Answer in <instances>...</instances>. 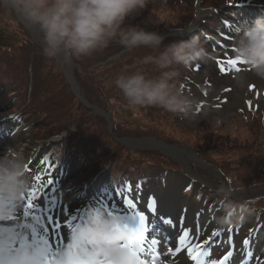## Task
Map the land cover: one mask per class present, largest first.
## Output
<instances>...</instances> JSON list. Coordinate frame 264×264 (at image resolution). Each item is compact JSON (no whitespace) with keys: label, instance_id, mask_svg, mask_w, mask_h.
I'll use <instances>...</instances> for the list:
<instances>
[{"label":"rangeland","instance_id":"obj_1","mask_svg":"<svg viewBox=\"0 0 264 264\" xmlns=\"http://www.w3.org/2000/svg\"><path fill=\"white\" fill-rule=\"evenodd\" d=\"M200 1L197 0L200 10L206 9L204 1ZM210 1L216 0H209L208 4ZM234 1L242 2L241 7L247 8L240 9L232 0L217 1L216 7L221 8L217 11L219 14L235 11L234 23L220 37H212L218 44L207 42L209 57L206 60L194 63L195 70L191 66L185 68L186 78L192 84V97L189 100L194 105H190L186 112L174 111L178 113L159 106L152 110H145V107L134 110L128 107L115 86L117 76L131 70L139 59L153 54L152 49L121 50L123 47L113 42L109 47L97 51L99 53L71 59L70 69L55 56L48 59L35 54L29 59L25 56L26 51L34 47L44 51L42 33L37 26L28 28L14 11L0 4L4 10L8 9L6 13L0 12V32L4 31L9 41L0 42V117L3 122L0 123V156L12 150L23 158L27 166L24 178L28 187L24 191V204H27L28 195H34V204L40 202L41 208L29 211L34 212L45 227H48L49 216L53 218L51 225L54 228L62 218L60 208L51 201H60L64 196L72 202L79 198L82 189L84 191V177L91 173V168L107 170L113 176L144 175L149 181L146 190H132L131 197L137 205L136 210L143 212L146 218L149 216L146 205L150 198L155 201L176 194L179 202L173 212H182L181 222L190 228L188 230L197 233L191 236L188 231V240L198 243L208 240L205 248L209 257H206V261L209 258L219 261L232 252L226 264H238L231 260L237 255L244 258L245 253L250 264H264V221H259V212H256L258 207L264 206V137L255 142L254 133L247 134L251 126L234 129L230 125L231 120L242 113V109L249 107L246 101L252 102L251 107L264 105V79L258 78L245 65H236L241 69L236 72L226 63L236 58L232 49L237 26L251 25L256 19L248 14V10L252 9L249 7L251 0ZM174 2L153 0L140 15L126 23L164 35L176 19ZM197 4L190 0L178 4L182 11H190L192 5V13L186 24L177 29L185 30L197 13L199 18L190 27V30H197L196 25L203 14L197 12ZM215 23L216 19L211 17L209 24ZM173 40L176 38L170 37L164 40V44ZM24 42H27L26 45H22ZM117 51L123 54L120 59L115 56ZM31 60L35 68H29ZM217 61L220 63L217 64ZM142 67L149 76L158 74L151 66ZM220 67L226 71L221 73ZM238 76L246 77L242 87L237 84ZM177 79L173 81L174 84ZM17 113L22 115L27 128L21 122H11ZM218 124L221 126L217 127ZM238 132L242 136L235 141L231 134L236 138L234 133ZM68 138L72 139L66 140ZM73 143L75 148L72 147ZM50 145L60 150L57 154H67L65 157L76 162L79 170L71 165L72 170L68 172L60 173L57 170L54 174V169H51V173L44 171L46 179L60 177L57 187L54 188L53 183L41 189L40 185L46 184L47 180L39 177L34 182L33 192L30 183L37 172V162L33 160L35 153H42V163L46 158L43 152ZM256 178L258 183L251 185V179ZM45 192L47 197L44 196ZM198 193L246 206L222 218V209L217 208L219 210L213 213V204L203 206L194 199V194ZM103 201L111 206L108 200ZM121 201L122 197L113 203L123 210ZM19 212L20 207L17 206L11 215L13 219H0V229L10 231L16 239L14 247H18L20 235H30L31 227L40 226L36 216L30 215L28 218L32 221L28 220V228H21L23 222ZM167 212L170 211L164 210V213ZM170 213L167 214L170 216ZM89 219L82 220L83 226ZM224 219H227L226 223ZM233 225L235 228L231 229ZM56 231L63 236V248L66 250L67 244L71 243L72 231L61 228ZM180 231L178 235L183 234ZM213 232L217 235L212 236ZM150 239L158 241L159 254L153 250L159 256L157 264H194L187 257L186 249L182 248L176 257L168 253L169 248L175 250V247H180L179 243L176 245V240L175 243L160 246V239ZM245 239L249 240L248 246L243 245ZM178 256L179 261L171 263Z\"/></svg>","mask_w":264,"mask_h":264},{"label":"clouds","instance_id":"obj_2","mask_svg":"<svg viewBox=\"0 0 264 264\" xmlns=\"http://www.w3.org/2000/svg\"><path fill=\"white\" fill-rule=\"evenodd\" d=\"M150 0H0L31 26H37L43 35L44 53L50 57L62 53L65 60L79 59L118 42L132 50L146 47L153 54L139 59L131 68L118 75L115 86L128 107L139 110L146 106H159L169 111L186 112L193 103L182 96L173 81L179 75L176 66L188 68L206 60L209 53L198 37L173 40L164 44V36L140 25L126 23L140 15ZM234 55L245 61V66L260 79H264V15L251 25L235 29ZM142 66H151L158 73L149 76ZM245 76L237 77L241 87ZM23 158L9 150L0 156V219L11 216L26 189ZM114 221L97 222L89 219L80 233L90 244L99 234L109 233ZM13 234L0 229V264H39L44 250L24 248L16 253L7 251ZM56 264H74L67 251H62Z\"/></svg>","mask_w":264,"mask_h":264},{"label":"snow or ice","instance_id":"obj_3","mask_svg":"<svg viewBox=\"0 0 264 264\" xmlns=\"http://www.w3.org/2000/svg\"><path fill=\"white\" fill-rule=\"evenodd\" d=\"M234 52L235 50L232 49ZM220 61H217L219 64ZM228 65L239 72L241 69L236 65H245V61L240 58L228 60ZM220 72L224 73L226 69L220 67ZM251 90V89H250ZM251 108V101H246ZM24 170L27 171L25 165ZM39 180V177L36 178ZM53 180L48 179L46 184H41L40 188L43 189L48 185H53ZM140 189V185H137V192ZM104 195H111L109 190L106 188ZM117 197H122L121 205L124 211H119L116 205H108L103 200L98 201L99 207L94 206V213L91 219L97 222L111 220L114 221V226L109 229V233H115V241L108 238V233L99 234L94 244L87 242L82 234L80 233L79 227L72 228L71 243L67 244V253L73 259L74 264H157L159 256L153 252V247L158 243L156 239L150 241L146 238L145 233L148 231L146 226V216L143 212L136 210V203L131 197V189L124 185L121 186L120 190L115 194ZM47 197V193H44ZM25 199V195L21 196V201ZM154 200L149 199L146 207L149 211L154 209ZM24 209L22 213L23 223L20 225L21 228H28V217L34 213H30V209L41 208V203L36 202L34 204V195L27 196V204L17 205ZM16 206V207H17ZM9 220L13 219L12 216L8 217ZM49 224L53 223V218L49 216L47 218ZM168 222V221H164ZM39 224V220L37 221ZM65 223H69L68 218H65ZM88 223V221H86ZM56 227L59 228V222H56ZM51 232V234H49ZM217 233L213 232L212 236H216ZM189 232L183 231V234L179 237L180 247L168 249V253L175 255L181 252V249H186L187 257L194 262V264H226L229 258L232 256V252H228L219 261H206V257H209V252L205 248L208 240L203 243H198L188 240ZM19 245L14 247L16 239L12 238L11 244L7 251L9 253H16L24 248H31L33 251H39L41 247L44 250V254L39 260V264H56V259L62 251H65L63 245L65 243L62 235H59L56 229L50 230L43 226L31 227L30 235H20L18 237ZM211 239V237L209 238ZM244 246L249 245V240L243 241Z\"/></svg>","mask_w":264,"mask_h":264},{"label":"trees","instance_id":"obj_4","mask_svg":"<svg viewBox=\"0 0 264 264\" xmlns=\"http://www.w3.org/2000/svg\"><path fill=\"white\" fill-rule=\"evenodd\" d=\"M153 0H150V2L148 3V5H150V3ZM157 1H161L166 3L168 0H157ZM192 3H196L197 0H190ZM204 1L205 4V8L208 7H216L217 6V1H210V4H208L209 0H202ZM185 0H175V2L173 3L174 5V10L176 11V19L174 18V25L170 26L169 30H173V29H177L178 27H182L184 24H186V20L188 21V18L190 17L191 13H192V5H191V10L190 11H182L183 9L179 10V8L177 7L178 4L180 3H184ZM147 5V6H148ZM5 8V7H4ZM6 10H8L7 8H5ZM6 10H4L1 6H0V12L6 13ZM217 20V19H216ZM166 28V27H165ZM170 39V38H168ZM165 39V40H168ZM176 40H187V38H176ZM0 42L1 43H7L9 42L5 36L4 31L0 32ZM27 43V42H26ZM26 43L24 42L22 45H26ZM169 43V42H168ZM124 49L121 48V50ZM120 50V51H121ZM120 51H117L115 54H119ZM27 53L25 54V56H27L29 59L30 57L34 56L35 54H39L42 55L44 57H47L48 59H51L50 56L46 55L44 53V51L39 50L38 48L34 47L29 51H26ZM94 53H99V52H94ZM114 55V54H113ZM122 55L118 56V59H120ZM75 60V58H73ZM72 59V61H73ZM103 61V60H102ZM30 65L29 68H35L36 65L33 63V61H30ZM94 64H98V63H94ZM93 64V65H94ZM176 70L179 72V75L177 76L178 79L175 82V86L178 87V89L180 90V93L182 94V96L185 97L186 93H188L189 91V81L187 80V71L185 68H182V66H176ZM158 75V74H157ZM60 99V98H58ZM147 109H157V106H148L145 107ZM173 113H178V112H174L171 111ZM23 118V117H22ZM20 119L19 121L24 122L26 124V121L23 119ZM231 124L232 127L234 129H238V128H245L248 126H251V129L248 131L247 134H251L254 133L255 142H259L261 136L264 137V107L263 108H256V107H252V108H248L245 110H242V113H240L239 116H237L236 119L231 120ZM219 123V122H218ZM217 127L221 126V124L216 125ZM206 132H209L206 131ZM242 132V130H241ZM234 135H237L236 138L233 136V133L231 134V137L233 138V140H238L239 136H242V133H234ZM72 138H68L66 140H71ZM39 141V140H37ZM253 141V142H254ZM75 143L72 144V147L75 148ZM65 149H62V151ZM83 150V149H82ZM39 151L42 152V150L39 149ZM60 151L57 147H52V145L49 146V148H46V150L43 152L45 155V159H47L45 161L46 165H51L53 166L54 164L57 165H62L63 163L65 164L63 167L64 169H70L72 170V166H76L78 169V165L76 162H72V159L69 160V158L65 157L67 156V154H62L59 153L57 154L56 152ZM61 151V152H62ZM41 154V153H39ZM262 161H264V158H262ZM254 165H256V162L254 163ZM79 170V169H78ZM91 173L89 175H87L85 178V180H83L84 184H87V190L85 192V197L82 198V201H77L74 204H68L66 206L65 209L66 210V215L65 218H68L69 223H65L64 221V225L66 226L65 228L68 229L70 227H72L73 225H75L77 223V221L79 220L80 216L85 214L86 212H88L89 207L85 206V204L83 202H85L86 200H88L90 198V196H94V193H96V188L98 186H101V191L100 192H104L105 189L107 188L109 190V192H112L114 190H120L121 186L124 185V183L126 182L125 180H137V178L143 179V180H147L145 179L146 177L143 175H112L109 174L107 170H102L100 168H91ZM148 178V176H147ZM258 183V178L256 179H251V185L255 186ZM203 196H206L207 200L211 199V201H214L216 204H223L224 198H219L216 199L214 198V196L207 194V193H202ZM209 195V196H208ZM214 198V199H213ZM251 205V204H250ZM246 206V204H236V203H231L229 202V207H230V211H238L241 210L242 208H244ZM259 209H255L256 212H259V218H261L264 221V206L258 207Z\"/></svg>","mask_w":264,"mask_h":264},{"label":"bare ground","instance_id":"obj_5","mask_svg":"<svg viewBox=\"0 0 264 264\" xmlns=\"http://www.w3.org/2000/svg\"><path fill=\"white\" fill-rule=\"evenodd\" d=\"M251 1H254V0H251ZM19 18L22 19L21 17H19ZM23 22H24V25H26L28 28L29 27L37 28L36 26L29 25L25 20H23ZM56 56L62 65H64L65 67H68L69 69L71 68L70 67L71 63L66 64L67 61L65 60L62 53L57 54ZM0 123H2L1 120H0ZM172 187L173 186H171V188ZM171 192H172V190H171ZM178 202H179V196L176 194L168 195L165 198H158L157 200H155L154 211L161 210L163 213L158 214V216H160L162 218L156 219V216H153L150 218V220H148V223L146 222V226L148 227V231L146 232V236H148L149 238H152V237L160 238L162 245L165 246L166 243H168V242L170 243V241L173 240V238H175L177 236V234H179V231L181 228H187V226L184 223L182 224L181 228H179L180 225L177 222L176 218L178 217V213H179V215H181V213L179 211L177 213L173 212V211H175V206ZM167 209L171 212L170 216L168 214L164 213V210H167ZM174 213H176V214L174 215ZM165 219H169L168 220L169 222H164ZM174 243H175V241H174ZM178 243H179V239H178L176 245ZM157 247L158 246L155 245L153 248H157ZM177 255H178V253H176L175 255H171V256L176 257ZM240 256L241 255H237L236 258L232 259L231 261H235V262L237 261L238 264H250V260L247 258L248 257L247 253H245L244 258H240ZM178 261H179V256L177 258H174L171 261V263L178 262Z\"/></svg>","mask_w":264,"mask_h":264}]
</instances>
